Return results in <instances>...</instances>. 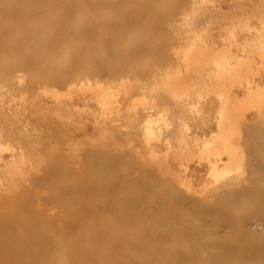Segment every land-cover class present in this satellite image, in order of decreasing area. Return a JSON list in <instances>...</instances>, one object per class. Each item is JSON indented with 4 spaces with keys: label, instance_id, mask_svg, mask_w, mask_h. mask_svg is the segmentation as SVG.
Masks as SVG:
<instances>
[{
    "label": "rangeland",
    "instance_id": "1",
    "mask_svg": "<svg viewBox=\"0 0 264 264\" xmlns=\"http://www.w3.org/2000/svg\"><path fill=\"white\" fill-rule=\"evenodd\" d=\"M253 2L0 0V264H264Z\"/></svg>",
    "mask_w": 264,
    "mask_h": 264
},
{
    "label": "bare ground",
    "instance_id": "2",
    "mask_svg": "<svg viewBox=\"0 0 264 264\" xmlns=\"http://www.w3.org/2000/svg\"><path fill=\"white\" fill-rule=\"evenodd\" d=\"M63 1H64V0H63ZM60 3H61V1H60ZM101 3H102V2H101ZM62 4H63V2H62ZM238 4H239V3H238ZM116 5H117V4H116ZM236 5H237V4H236ZM252 5L254 6V8H256V9L259 10L258 12H260V14H262V15L264 16V0H258V2H253ZM232 6H233V5H232ZM242 6H244V5H242ZM236 7H237L236 9L241 8V6H236ZM251 8H252V6H251ZM63 10H64V9H63ZM108 10H110V9H108ZM69 11H70V10H69ZM69 11H68V12H69ZM229 11H230V10H229ZM253 11H255V10H253ZM135 12H136V11H135ZM189 14H191V13H189ZM226 14L228 15L229 13L227 12ZM245 14H246V13H245ZM249 14H250V16H251V14H253V13H249ZM249 14L246 16V18H249V17H248ZM256 14L260 15V14L257 13V12H256ZM231 15H232V14H231ZM258 15H257V16H258ZM96 16H97V14H96ZM181 16H182V15H181ZM223 16H224V15H223ZM223 16H222V17H223ZM229 16H230V15H229ZM235 16H236V12H234V13H233V17H232V16H231V17L234 19ZM253 16H254V14H253ZM263 16H262V17H263ZM182 17H184V16H182ZM225 17H226V16H225ZM225 17H223V19H224ZM258 17H260V16H258ZM258 17H257L258 21H259V19H260V21H261L262 19H261V18H258ZM220 18H221V17H220ZM226 18H227V17H226ZM246 18H245V19H246ZM250 18H255V17H250ZM179 19H180V18H179ZM179 19H178V20H179ZM233 19H232V20H233ZM230 20H231V19H230ZM232 20H231V21H232ZM236 20H237V19H236ZM243 20H244V19H243ZM248 20L250 21L251 19H247V21H248ZM252 20H253V19H252ZM255 20H256V18H255ZM263 20H264V19H263ZM263 20H262V23H263ZM231 21H230V26H231L232 24L234 25V22L232 21V22H233V23H232ZM245 21H246V20H245ZM249 21H248V22H249ZM256 21H257V20H256ZM171 22H172V21H171ZM186 22H187V21H186ZM242 22H243V21H242ZM235 23H236V22H235ZM249 23H250V22H249ZM218 24H219V23H218ZM224 24H226V23H224ZM224 24L222 23V26H221V25H217V26H218V32L220 31L219 28H220V29L223 28V31L226 30V29H225V28H226V27H225L226 25L223 26ZM237 24H238V23H237ZM239 24H240V23H239ZM250 25H251V24H250ZM261 25H262V24H261ZM228 26H229V25H228ZM248 26H249V25H248ZM224 27H225V28H224ZM243 27H244V26H243ZM243 27H242V28H243ZM249 27H250V26H249ZM194 28H195V27H194ZM229 28L232 29V27H229ZM233 28H234V27H233ZM251 28H253V27L251 26ZM251 28H250L249 30H251ZM224 29H225V30H224ZM203 30H204V29H203ZM212 30H213V29H212ZM245 30H246V28H245ZM256 30H257V28H256ZM259 30H260V28H259ZM153 31H154V30H153ZM153 31H151V32H153ZM156 31H157V29H156ZM193 31H194V30H193ZM229 31H231V30H229ZM253 31H254V30H253ZM86 32H87V31H86ZM184 32H185V31H184ZM187 32H188V31H187ZM187 32H185V34H186ZM220 32H221V31H220ZM256 32H258V31H256ZM205 35H206V34H205ZM225 35H226V34H225ZM256 35H257V34H256ZM258 35H259V34H258ZM177 36H178V35H177ZM197 36H198V35H197ZM228 36H229V35H228ZM188 37H189V36H188ZM194 37H195V36H194ZM183 38H184V37H183ZM190 38L192 39L193 37L191 36ZM190 38H189V39H190ZM196 38H197V37H196ZM202 38H203V37H202ZM215 38H216V37H215ZM215 38H214V39H215ZM218 38H220V37H218ZM178 39H179V38H178ZM216 39H217V38H216ZM225 39H226V38H225ZM230 39H231V38H230ZM233 40H234V39H233ZM235 40H236V39H235ZM243 40H245V39H243ZM183 41H184V40H183ZM186 41H187V40H186ZM220 41H221V40H220ZM220 41H217V42H219L220 45H218L217 43L215 44L214 42H213L214 45H211V44H210V45L212 46V48L217 49L216 52H218V49H219L220 51L222 50L221 54L223 53V50H229V51H231L232 53H233V52H238L239 50H241L242 52H247V49H246L245 47H241V46L239 47L238 44H237L236 46H233V43H232V44H227V43H226V44H227V45H226L224 41H222V42H220ZM241 41H242V40H241ZM241 41H240V42H241ZM188 42H190V40H188ZM196 42H197V41H196ZM198 42H199V41H198ZM198 42H197V43H198ZM201 42H202V40H201ZM201 42H200V43H201ZM215 42H216V40H215ZM251 42H252V41H251ZM183 43H184V42H183ZM202 43H203V42H202ZM209 43H210V41H209ZM229 43H230V42H229ZM236 43H238V42H236ZM257 43H259V46H258V47H257L256 45H255V46H256L258 49H261V48H262V49L264 50V35H262V36L259 35V37H258V42H257ZM193 44H195V43L193 42ZM198 44H199V43H198ZM247 44H249V43L247 42ZM247 44H246V45H247ZM185 45H186V47H187V44H185ZM208 45H209V44H208ZM208 45H207V46H208ZM234 45H235V44H234ZM189 46H190V45H189ZM195 46H196V45H195ZM207 46H206V47H207ZM250 46H251V45H250ZM176 47H177V46H176ZM206 47H205V48H206ZM234 47H235V49H234ZM247 47H248V45H247ZM251 47H252V46H251ZM251 47H249V49H251ZM259 47H261V48H259ZM178 48H179V47H178ZM178 48H176V50L174 49V52L177 51ZM182 48H183V47H182ZM189 48H190V47H189ZM191 48H192V47H191ZM195 48H196V47H195ZM203 48H204V47H203ZM212 48H210V47L208 46L207 50H208V49H212ZM252 48H253V47H252ZM187 49H188V48H187ZM197 49H198V48H196L195 50H197ZM214 49H212V50L215 51ZM238 49H239V50H238ZM255 49H256V48H255ZM255 49H252V51L255 50ZM184 50H185V47H184ZM189 50H190V49H189ZM189 50H187V54H188ZM191 50H192V49H191ZM203 50L206 52L205 49H203ZM203 50H202V51H203ZM263 50H261V51H263ZM167 51H168V50H167ZM185 51H186V50H185ZM185 51H184V55H183V56H184V57H183L184 60L187 58V57H186L187 54L185 53ZM197 51L200 53L199 50H197ZM197 51H195V52H197ZM258 51H259V50H258ZM261 51H259V53H260ZM150 52H151V51H150ZM179 52H180V50H179ZM198 52H197V53H198ZM216 52H215V53H216ZM225 52H226V51H225ZM239 52H240V51H239ZM239 52H238V53H239ZM192 53H193V52H192ZM219 53H220V52H219ZM227 53H229V52H227ZM249 53H250V51H249ZM251 53H253V52H251ZM254 53H255V52H254ZM163 54H164V53H163ZM182 54H183V53H182ZM189 54H190V53H189ZM204 54H205V53H204ZM213 54H214V53H213ZM225 54H226V53H225ZM225 54H223V55H225ZM233 54H234V55H232V56L235 57V53H233ZM205 55H207V54H205ZM208 55H209V54H208ZM169 56H170V55H169ZM191 56H192V55H190V57H191ZM193 56H194V55H193ZM193 56H192V57H193ZM218 56H219V55H218ZM256 56H259V55L257 54ZM219 57H220V56H219ZM239 57H240V56H239ZM243 57H245V56H243ZM183 58H181V59H183ZM188 58H189V57H188ZM200 58H201V57H200ZM216 58H217V57H216ZM258 58H259V57H257V59H258ZM176 59H177V58H176ZM204 59H205V58H204ZM224 59H225V58H224ZM227 60H228V58H227ZM237 60H238V59H237ZM237 60H236V61H237ZM242 60H243V59H242ZM242 60H241V61H242ZM258 60H259V62H260V61H261V62H264V54H263L262 56H260V59H258ZM186 61H187V60H186ZM186 61H184V62H186ZM215 61H217V60H215ZM228 61H229V60H228ZM238 61H240V58H239ZM253 61H254V60H253ZM180 62H181V60H180ZM184 62H183V63H184ZM207 62H208V61H207ZM233 62H234V61H233ZM215 63H216V62H215ZM236 63H237V62H235L234 64H236ZM240 63H241V62H240ZM251 63H252V62H251ZM177 64H178V63H177ZM184 64L186 65V63H184ZM187 64H188V62H187ZM231 64H232V63H231ZM231 64H230V65H231ZM234 64H233V65H234ZM238 64H239V63H238ZM213 65H214V64H213ZM218 65H219V64H217V63L214 65V66H216L215 69H211V68H210L211 70H214V74H213V75H216V74H217L216 68L218 67ZM227 65H228V62H226V66H227ZM255 65H258V64H255ZM255 65H254V66H255ZM259 65H261V64H259ZM261 66H263V65H261ZM258 67H260V66H258ZM258 67H257V68H258ZM96 68H97V67H96ZM182 68H183V67H182ZM223 68H224V66H223ZM229 68H230V66H229ZM231 68H232V67H231ZM188 69H189V68H188ZM191 69H192V68H191ZM199 69H200V67H199ZM234 69H235V68H234ZM237 69H238V68H237ZM261 69H262V68H261ZM183 70H184V68H183ZM207 70H208V69L203 70V71H206V72H207ZM219 70L223 71V69H219ZM224 70H227V69L225 68ZM228 70H232V69H228ZM239 70L241 71L240 68H239ZM239 70H238V71H239ZM137 71H138V70H137ZM166 71H167V70H166ZM169 71H170V70H169ZM177 71H178L177 74H179V70H178V68L176 69V72H177ZM185 71L187 72V68H186ZM190 71H191V70H190ZM193 71H194V70H193ZM200 71H202V70H200ZM200 71H199V72H200ZM248 71H249V69H248ZM186 72H185V73H186ZM208 72L210 73V71H208ZM212 72H213V71H212ZM212 72H211V73H212ZM230 72H231V71H230ZM195 73H196V72H195ZM203 73H204V72H203ZM203 73H202V74H203ZM223 73H224V75H222V76H225V77H226V75L228 76L227 72H226V75H225V72H223ZM255 73H256V72H255ZM179 75H180V74H179ZM197 75H198V74H197ZM234 75H235V74H234ZM119 76H120V75H119ZM162 76H163V75H162ZM199 76H200V74H199ZM225 77H224V78H225ZM99 78H100V77H99ZM114 78H115V77H114ZM216 78H217V77H216ZM216 78H215V79H216ZM226 78H227V77H226ZM246 78H247V77H246ZM218 79H219V78H218ZM218 79H217V80H218ZM228 79H229V78H227L226 80H228ZM226 80H225V81H226ZM246 80H247V79H246ZM259 80H260V79H259ZM109 81H110V80H109ZM196 81H197V80H196ZM218 81H219V80H218ZM218 81H217V82H218ZM220 81H221V79H220ZM239 81H240V80H239ZM254 82H255V81H254ZM110 83H111V82H110ZM200 83H203V82H200ZM214 83H215V82H214ZM221 83H222V82H221ZM245 83H246V82H245ZM69 84H70V82H69ZM100 84H101V83H100ZM195 84H196V83H195ZM204 84H205V83H204ZM212 84H213V83H212ZM215 84H216V83H215ZM217 84H219V83H217ZM238 84H239V83H238ZM251 84H252V82H251ZM105 85H106V84H105ZM229 85H230V84H229ZM245 85H246V84H244V86H245ZM253 85H256V84H253ZM83 86H84V85H83ZM83 86H82V87H83ZM98 86H99V85H98ZM261 86H262V85H261ZM219 87H220V86H219ZM239 87H240V86H239ZM245 87H246V86H245ZM251 87H252V86L249 85L248 87L245 88V90H249ZM262 87H263V86H262ZM103 88H104V87H103ZM139 88H140V87H139ZM254 88H255V86H254ZM79 89H80V88H79ZM108 89H109V88H108ZM115 89H116V88H115ZM243 89H244V88H243ZM259 89L261 90V88H259ZM260 90H258V91H260ZM263 90H264V89H262V91H263ZM167 91H168V89H167ZM214 91H215V90H214ZM219 91H220V90H219ZM215 92H216V91H215ZM227 92H228V91H227ZM245 92H246V91H244V94H245ZM168 93H169V92H168ZM224 93H225V92H224ZM101 94H102V93H101ZM169 94H170V93H169ZM171 94H172V93H171ZM183 94H184V93H183ZM234 94H235V93H234ZM244 94H243V95H244ZM177 95H178V94H177ZM222 95H223V94H222ZM247 95H248V94H247V92H246V96H247ZM220 96H221V95H220ZM223 96H224V95H223ZM225 96H226V95H225ZM225 96H224V97H225ZM241 96H242V95H241ZM105 97H106V96H105ZM185 97H186V96H185ZM214 97H215V96H214ZM218 97H219V96H218ZM218 97L216 96V98H218ZM224 97H223V98H224ZM229 97H230V96H229ZM231 97L233 98V96H231ZM255 97H256V96H255ZM172 98H173V97H172ZM220 98H222V97H219L218 100H219ZM225 98H226V97H225ZM233 99H234V98H233ZM153 100H154V99H153ZM184 100H185V99H184ZM184 100H183V101H184ZM223 100H224V99H223ZM223 100H222V101H223ZM185 101H186V100H185ZM222 101H221V102H222ZM225 101H226V99H225ZM228 101H229V100H227V102H228ZM237 101H238V99H237ZM248 101H249V100H248ZM186 102H187V101H186ZM223 102H224V101H223ZM223 102H222V103H223ZM234 102H235V101H234ZM97 103L99 104L100 102H97ZM219 103H220V100H219ZM229 103H230V101H229ZM119 104H120V103H119ZM180 104H181V103H180ZM184 104H185V103H184ZM223 104H224V103H223ZM231 104H232V101H231ZM246 104H247V103H246ZM101 105H102V104H101ZM185 105H186V104H185ZM187 105H188V104H187ZM187 105H186V106H187ZM228 105H229V104H228ZM223 106H224V105H222V107H223ZM229 106H230V105H229ZM229 106H228V107H229ZM178 107H179V106H178ZM183 107H184V106H183ZM219 107H220V106H219ZM247 107H248V106H247ZM181 108H182V107H181ZM185 108H186V107H185ZM201 108H202V107H201ZM242 108H243V106H242ZM179 109H180V108H179ZM223 109H224V107H223ZM162 110H163V109H162ZM162 110H161V111H162ZM166 110H167V109H166ZM200 110H201V109H200ZM228 110H229V109H228ZM161 111H160V114H161ZM225 111H226V109H225ZM237 111H238V110H237ZM243 111H244V109H243ZM179 112H180V111H179ZM241 112H242V111H241ZM231 113H232V114H235V113L232 112V111H231ZM237 113H239V112H237ZM237 113H236V114H237ZM191 115H192V114H191ZM229 115H230V114H229ZM229 115L227 114V116H229ZM237 116H241V118H243L242 115H241V113H240V115L237 114ZM160 118H162V117H160ZM243 120H244V119H243ZM166 121H167V120H166ZM180 122H181V121H180ZM219 122H221V120H220ZM222 122H223V121H222ZM164 123H165V122H164ZM177 123H178V122H177ZM146 124H147V123H146ZM167 124H168V123H167ZM175 124H176V123H175ZM222 124H223V123H222ZM148 125H149V123H148ZM165 125H166V124H164V126H165ZM168 125H169V124H168ZM181 125H182V124H181ZM144 126H145V128L142 129L143 137H144L145 135H146L145 137H148V136L150 137L151 135L154 137V135H153V134H154L153 129H152L150 126H147V125H144ZM166 126H167V125H166ZM221 126H222V125H221ZM184 127H185V126H184ZM161 128H162V127H161ZM164 128H165V127H164ZM182 128H183V126H182ZM182 128H181V129H182ZM178 129H179V127H178ZM222 129H223V127H222ZM183 130H184V129H183ZM163 131H164V130H163ZM185 131H188V130H185ZM157 134H158V133H157ZM186 134H187V133H186ZM159 135H160V134H159ZM159 135H158V136H159ZM187 135H188V134H187ZM152 136H151V137H152ZM149 137H148L147 139H145L146 142L148 141ZM186 137H187V136H186ZM154 138H155V137H154ZM158 138H159V137H158ZM191 138H192V137H191ZM157 140H158V139H157ZM157 140H156V141H157ZM180 140L182 141V139H180ZM192 140H193V139H192ZM194 140H195V139H194ZM149 141H150V140H149ZM158 141H159V140H158ZM178 141H179V140H178ZM181 141H179V142H181ZM183 141H185V140H183ZM196 141H197V140H196ZM194 142H195V141H194ZM147 143H148V142H147ZM190 144H191V143H190ZM211 144H212V143H210V144H208V145H211ZM228 144H229V143H228ZM204 145H205V144H204ZM206 146H207V144H206ZM206 146H204V147H206ZM211 146H212V145H211ZM211 146H210V147H211ZM222 146H223V145H222ZM208 147H209V146H208ZM208 147H207L206 149L209 150L210 147H209V148H208ZM225 147L227 148V146H225ZM204 149H205V148H204ZM217 150H218V149H217ZM214 151H215V150H214ZM222 151H223V150H222ZM229 152H230V150H229ZM215 153H216V152H215ZM225 153H226V152H225ZM231 153H232V152H230L229 155H231ZM182 166H183V165H182ZM104 210H105V209H104ZM152 215H153V214H152ZM198 226H199V225H198ZM198 228H199V227H198ZM125 249H126V248H125ZM126 250H127V249H126ZM120 251H121V250H120ZM123 251H124V250H123ZM129 251H130V250H129ZM131 251H132V250H131ZM133 251H134V250H133ZM143 252H144V251H143ZM123 253H124V252H123ZM126 253H127V252H126ZM147 253H148V252H147ZM139 256H140V255H139ZM146 256H148V255H146ZM142 257H143V256H142ZM158 258H159V257H158ZM60 259H61V258H60ZM142 259H143V258H142ZM142 259H140V260H142ZM144 259H145V257H144ZM160 259H161V258H160ZM61 260H62V259H61ZM146 260H149V262H150V261H153V260H151V259H147V258H146ZM157 260H158V259H157ZM161 260H163V259H161ZM136 261H137V260H136ZM143 261H144V260H143ZM154 261H156V260L154 259ZM154 261H153V262H154ZM158 261H159V260H158ZM165 261H166V260H165ZM149 262L146 261L147 264H149ZM162 262H163V261H162ZM189 262H190V261H189ZM151 263H152V262H151ZM156 263H157V261H156ZM160 263H161V262H160ZM143 264H144V263H143ZM163 264H165V263H163ZM167 264H168V263H167Z\"/></svg>",
    "mask_w": 264,
    "mask_h": 264
}]
</instances>
